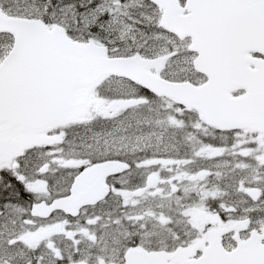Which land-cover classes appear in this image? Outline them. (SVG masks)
<instances>
[{
    "label": "snow or ice",
    "instance_id": "1",
    "mask_svg": "<svg viewBox=\"0 0 264 264\" xmlns=\"http://www.w3.org/2000/svg\"><path fill=\"white\" fill-rule=\"evenodd\" d=\"M0 264H264V0H0Z\"/></svg>",
    "mask_w": 264,
    "mask_h": 264
}]
</instances>
